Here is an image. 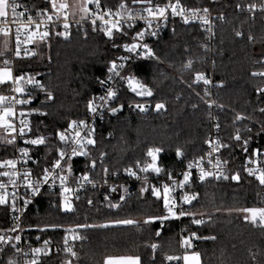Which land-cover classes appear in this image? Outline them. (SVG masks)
Masks as SVG:
<instances>
[{
    "label": "trees",
    "instance_id": "1",
    "mask_svg": "<svg viewBox=\"0 0 264 264\" xmlns=\"http://www.w3.org/2000/svg\"><path fill=\"white\" fill-rule=\"evenodd\" d=\"M20 1L32 11L50 7L47 0ZM180 1L189 8L225 14L216 28L213 48L210 53L204 50V35L198 27L172 23L170 30L152 44L154 56L134 62L126 70L151 90L152 98L144 102L151 109L143 115L129 110V105L139 102L122 87L111 108L121 105L124 109L115 117L108 115L97 126L92 137L95 143L78 162L82 171L92 175L103 168L120 172L142 161L149 149H160L159 165L175 170L202 156L213 120L222 128L228 160H241L253 155V150L264 149V92L258 94L264 89V75H253L264 73V13L252 17L234 10L235 5L262 4L263 0ZM123 2L132 4L131 0H100L102 6L110 8ZM237 32L242 35L238 37ZM130 40L121 33L109 39L96 32H77L69 40L36 43L31 55L16 59V72L28 74L39 84L35 106L41 115L34 119L33 131L48 137L49 153L56 145V133L62 132L70 120L84 116L97 81L108 73L109 62L119 55L121 45ZM188 61H192L190 68L185 67ZM210 64L218 85L213 110L206 107L201 86L194 83L195 73H207ZM3 92L5 84H0V94ZM157 103L164 107L154 112ZM243 127L248 131L242 130L241 140L235 142L232 133ZM244 140H248L247 151ZM9 155L0 134V160ZM231 174L227 179L211 178L204 183L193 179L187 190L195 193L196 199L182 209L190 215L179 221L167 217L160 198L144 188L141 192L142 187L137 186L128 191L118 188L107 201L101 198L100 190H92L87 196L91 204L87 205L86 199L76 201L70 212L47 206L44 200L52 195L45 193L39 209L28 213L24 225H93L81 232L74 264H101L107 258L121 256L138 257L139 264H179L166 257L179 255L180 230L196 234L187 252L198 254L201 264H264V227L258 219L255 223L245 220L247 214L242 211L264 208V185L242 172H237L238 180L231 179ZM112 204L117 206L113 208ZM10 218L9 207L0 205V230L9 226ZM200 218L204 222L193 223ZM122 220L135 224L112 225ZM8 259L5 257L4 264ZM41 264H64V258L50 257Z\"/></svg>",
    "mask_w": 264,
    "mask_h": 264
},
{
    "label": "built area",
    "instance_id": "2",
    "mask_svg": "<svg viewBox=\"0 0 264 264\" xmlns=\"http://www.w3.org/2000/svg\"><path fill=\"white\" fill-rule=\"evenodd\" d=\"M17 3V12L22 13L21 16L18 17V23H23L25 26L22 28L20 39L21 41H25L27 39V33L25 31L26 28L34 27L35 24H41V27L39 29H36L38 32H44L47 31L49 33L48 36L44 37L43 39L40 38V36H35L33 40L27 43H21L20 44V55H16V27L17 24L12 23V15L11 11H9V16L7 18V23L4 24V26L8 29H10L9 34L6 36L3 33H0V68L7 67L11 69V73L13 77H22V79L18 82H14L13 80H9L5 84V92L1 93L0 95L6 96L8 99L4 101V105H11L13 107V111L15 115L13 117H10L9 119L13 123L14 127L16 128L15 133H9L5 132L3 128H0V134L2 137V143L8 148L10 151V155L2 159L0 161L6 160V159H15L17 161V166L15 171L19 173L18 176L14 177L16 180V187L13 189V186L8 183L6 177H0V182H3L7 185L6 191L8 193L7 197V204L6 206L9 207L11 210V221L9 223V226L6 229L0 230V233H2L5 238L12 237L10 242L8 244L0 243V249H3V251H0V264H4L5 257H8L9 259H12L17 262V264H25V261H30L33 258L32 249L34 248H42L44 251L38 255L37 261L38 264H41L45 259L59 256L64 258V264L66 261H70L71 264L73 263V260L75 259V256H72L69 252H65V247H68L71 249L72 252L77 253V248L79 244L82 241V235L81 232L94 228L93 225H86V227L78 228L77 226H42V227H28L24 225L25 217L30 213L31 211H37L39 209L41 198L46 193L50 196L49 199L44 200V203L49 207H58L63 212H70L73 208L74 202L82 199H86V204L90 205L89 201L91 199L88 196V194L93 190H100V196L102 199L111 198L112 195L117 193L118 188H124L125 191H128V189H132L134 187H142L150 192H152V188L156 187L160 190L161 196L160 200L162 203V197H163V186L165 184L169 185L170 187V200L175 202V208L173 211L177 213L176 216H172L167 210H165L167 217L175 219L179 221L182 217L180 216L179 212L187 205H190V203L193 202V200L190 203H183V197L188 194H193L187 190V188L190 186V183L193 179H196L199 183L206 181L211 178H217V173L220 174V178L228 176L230 173L231 175H236L237 172L244 173L247 177L255 178L254 175H249L245 169H259L264 171V149L258 150V153L256 155L251 156H244L243 159H234L228 160V158L225 157L224 154L228 151V144L224 141V135L222 132V128L220 127V124L217 120H213L211 122L210 131L208 134V137L205 141H211L214 142L217 146V151H212L211 147L208 143L203 144V153L202 156L197 157L194 160L189 161L184 166L178 167L175 170H168L162 166L159 165L161 171L159 173L148 171H141V168H144L146 165L152 163V158L148 156V150L144 153V158L140 162H136L134 165L128 167L131 168L135 173L136 176H130L125 169H123L120 172L117 171H110L107 168H103L98 175H92L87 171H82L81 168H79V160L83 159L89 151V144H87V139L93 137L96 128L98 125L102 124L103 121L106 120L108 116V112L111 109L112 104L117 100L119 93L121 91V88L124 87L126 89V83L119 80V78H113L111 82L108 84L102 86L99 81L100 80H106L109 73L104 75L103 78L99 79L97 81L96 90L93 97L99 98L101 96L105 95L106 88L111 87L113 90L117 92V98L110 101L107 105L101 107L103 104L102 101L99 99L95 100V104L97 106V112L95 114L89 113L88 108L86 107V110L84 112V116L80 119H72L70 120L65 128L63 129V132L67 130L68 139L66 142H61L59 137H57V140L55 142V147L52 152H48L46 150L48 146V137L45 135L35 134L34 129V119L37 117H40L41 113L36 108L35 102H36V91L38 88V82L34 79H32L28 74L20 73L18 74L16 72L15 68V61L17 58H23L31 55L35 50L34 45L36 43L48 41L50 39H58V40H68V38H71V35L77 32H96L99 34H104L101 30V22L97 20L95 28L96 30H93V24L92 20L95 18L94 15L86 14V13H80L81 11H78L74 14L71 13V11L67 8L64 13L60 16V19H56V14H54L51 10V7H49L47 12L43 11H32L30 9L25 8L20 0H15ZM126 5V8L130 10L131 14L136 17L134 20H128V13L124 12L116 6L115 8L105 7L102 6L98 9L95 4H88L87 7L89 8V13H93L96 15H104L105 19L109 20V22H114L117 19L120 21H127L126 24H122V31L127 32V35L131 38L130 41L124 42V43H132V37L135 36L136 32L141 30H146L145 35L142 40L138 41V43H147L149 48L152 49V44L159 38L160 35L165 33L167 30H170L172 23H178L182 26H196L199 28V30L202 31L204 35V50L210 53L211 49L213 48V43L215 40L216 35V28L218 26V23L222 22L224 20L225 14L221 12H210L208 10L207 18L209 19V24L205 25L203 24L199 19L192 18L191 14L188 12H185V16L189 17V22H184V17L180 15H176L175 17L171 14V8L166 12V19L162 20H153L151 27H148L147 21L145 19H141L140 17H147V13L143 11L144 8L148 7L149 4L142 2L141 4H129L126 2H123ZM177 3V0H151V6L155 7L156 5L164 6L165 4L171 5ZM179 4L184 9H200L201 11L197 14L198 16L205 15L203 12V9L205 8H189L183 5L181 1L179 0ZM255 5V8L252 10H249V4H243L237 7L235 5L234 10L239 14H249L252 17L255 15V13H264V0L262 4H252ZM83 6H84V0H83ZM105 9H110V14L105 13ZM40 12L41 15H37V13ZM120 13L121 15L118 17L117 14ZM52 16V21H49L47 19V16ZM31 16L32 22L29 24L28 17ZM66 16V20H65ZM82 17H84L82 19ZM222 17V19H221ZM42 22V23H41ZM67 22L70 27L67 29L66 35H60V33L65 32L64 23ZM262 22H264V17L262 18ZM0 23H4V18H1ZM128 24H131V27H128ZM155 32V35H152L151 33ZM115 34V33H114ZM123 43V44H124ZM122 44V45H123ZM129 55L125 50L121 47V52L117 57L120 56H127ZM116 57V59H117ZM149 57H141V56H135L134 58L130 59L125 64V68L119 69L121 75L128 76L126 74V70L128 66L134 62L146 60ZM115 59V60H116ZM7 60L8 63L5 65L4 61ZM117 63H121V61H117ZM212 68L213 65L210 64L209 71L207 73H203L207 79L210 81L209 84L205 85L203 81L196 82V85L201 86L202 90V97L205 101V105L209 110L215 109V106L217 105L216 101V95H215V89L218 87V85L214 82L213 76H212ZM260 73L263 72H257L256 76H261ZM195 79V78H194ZM31 81V82H30ZM19 86L21 89H23L22 93H17L14 91V89ZM207 90V95L205 94V91ZM262 92H258V94H261ZM91 98V99H92ZM15 100H24L27 101V103L23 104H16ZM209 103H211V107H209ZM21 112L24 113V116H21ZM21 119H25L27 122V128H25V135L21 138L19 136V128L21 127L20 121ZM84 120L87 127L86 128H78L75 125L73 126V129L75 131L81 132V137H75V133L73 129H69L68 125L72 121H80ZM216 125L219 127L217 128ZM89 129H92V135L90 137L87 136V132ZM248 131L247 127H243V129H236L232 133V138L235 142H238L234 139L235 135L239 133L241 137V131ZM12 136H15V140L12 144H8L7 140L11 139ZM37 137H42L44 139V143L39 145H32V144H26L25 140H31L36 139ZM80 140L81 143L84 144L83 151L86 153V155H77L72 157L71 159H68V155L71 154L72 148L76 147L78 151H80L78 145H73L72 140L73 139ZM241 140V139H240ZM239 140V141H240ZM221 145H227V147H223ZM21 148H27L28 149V157H24L23 154L20 152ZM58 149L62 150L66 153L65 159L61 161V165L56 168L52 169V164L56 159L59 158L58 156ZM209 153H211L209 155ZM202 158V159H201ZM35 161V163L33 162ZM217 161H219V165H217ZM200 163V167L204 168L206 171H210L213 173L212 176L206 177L204 181H201L199 179V169L196 167V163ZM192 163L193 167L191 169H188V164ZM139 165V166H137ZM49 169V171L57 177L55 181L53 182L52 176L49 177L48 182H40L42 176H43V169ZM63 169V171H61ZM70 169V171H69ZM105 169L107 172H105ZM12 171V169H5L0 168V171ZM30 171V176L28 179H30L33 182V185H36L40 188V191L33 194L30 189H28L24 184V171ZM185 171H190V179L189 182H186L184 186L180 185V181L183 179V173ZM87 172L89 181L83 180V174ZM64 175L66 177L65 184L62 186L59 180V176ZM62 187H67L70 189L69 192L62 193ZM15 190L16 192V198L13 200L12 193ZM0 191H5V189H0ZM195 194V193H194ZM106 199V201H107ZM27 201V203H25ZM63 203H67L71 205V208L67 210L62 209ZM15 204V210L13 211L12 206ZM14 217L18 219H14ZM204 222L203 218H200ZM132 221V220H131ZM135 222L133 221V223ZM131 224H121V223H113L112 225H131ZM262 225V224H261ZM18 226V227H17ZM264 227V225H262ZM15 228V231H10V229ZM67 230V231H66ZM19 235L20 240H15V236ZM78 237V238H74ZM194 236H192L189 233H186L184 230L179 231L178 235V243H179V255L174 256L178 259L170 260L172 263H179L180 257L182 254L186 253L188 250H190L194 243ZM183 240L190 241V247L184 243H182ZM45 241H48V244H45ZM15 245V247H13ZM19 248L21 251L17 252L15 249ZM27 253L28 255L25 256L24 254ZM44 253H47L46 255Z\"/></svg>",
    "mask_w": 264,
    "mask_h": 264
},
{
    "label": "snow or ice",
    "instance_id": "3",
    "mask_svg": "<svg viewBox=\"0 0 264 264\" xmlns=\"http://www.w3.org/2000/svg\"><path fill=\"white\" fill-rule=\"evenodd\" d=\"M132 4H139L142 2V0H131ZM143 2L149 4L148 7L144 8L143 11L147 13V17H143L141 16V19H145L147 21L148 27H151L152 21L153 20H162V19H166V12L169 9V7L171 8V14L173 17H175L176 15H180L182 17H184V22L188 23L189 22V17L185 16V12H188L189 14H191L192 18L195 19H199L203 24L207 25L209 24V19L207 18V14H208V9L205 8L203 9V12L205 15L202 16H198L197 14L201 11L200 9H184L183 7L180 6L179 4V0H177V3L175 4H165L164 6H160V5H156L155 7L151 6V0H143ZM47 3L51 5V10L54 14H56V19L59 20L60 16L64 13V11L69 7V5L65 2V0H47ZM88 4H95L96 7L99 9L101 7L100 4V0H84V6L81 7V12L86 13V14H90V15H94V19L92 20V24H93V30L95 31V25L97 20H99L101 22V30L103 31L104 35L107 36L109 39H112L114 36V33H121L122 35H127L126 30L122 31V24H126L127 21H120L119 19H117L114 22H109V20L105 19L104 15H96L93 13H89V8L87 7ZM17 3L15 2V0H0V18H4V23H0V33H3L4 35H8L10 29L6 28L4 26L5 23H7V18L9 16V11H11V15H12V23L13 24H17L16 27V42H17V47H16V55L19 56L20 55V44L23 43H27L30 42L31 40L34 39L35 36H40L41 39H43L44 37L48 36L49 33L47 31L44 32H38L36 31V29H39L41 27V24H35L34 27H30V28H26L25 31L27 33V39L25 41H21L20 36H21V31L22 28H24L25 26L23 25V23H18V17L22 15V13H18L17 12ZM237 7H239V5H237ZM119 8L121 10H123L124 12L128 13V20H134L136 17H134L130 10L126 8L125 3H121L119 5ZM253 8H255V5H249V10H252ZM44 12L46 13L47 10L45 9ZM111 10L110 9H105V13L106 14H110ZM37 15H41L40 12L37 13ZM121 14L118 13L117 16L119 17ZM84 17H82L83 19ZM32 17L29 16L28 20H29V24H31L32 22ZM47 19L49 21H52V16L48 15ZM222 19V17H221ZM65 20H66V16H65ZM42 23V22H41ZM64 28H65V32L64 33H60V35H66L67 34V29L70 27V25L65 22L64 23ZM128 27H131V24H128ZM145 31L146 30H141L136 32L135 36L132 37L133 42L132 43H124L123 45H121V47L125 50V52H127L129 55L127 56H120L117 57L116 60H112L109 62V67H108V77L106 80H100L99 83L104 86L106 84H108L109 82H111L113 80V78H119L120 81L126 83L127 88L129 91L135 93V95L140 96V97H145V96H151L152 92L151 90L144 85L143 83H141L139 80L136 79V77L132 74H129L128 76H123L121 75L119 69H123L125 68V64L126 62H128L130 59L134 58L135 56H141V57H153L154 53L152 51L151 48H149L147 43H138V41L142 40L144 35H145ZM152 35H155V32L151 33ZM236 35L239 37L242 34L240 32H237ZM249 39L251 40L252 37L249 36ZM113 47H117V45L114 43ZM117 61H121V63H117ZM5 65H7L8 61L5 60L4 61ZM192 64V61H188V63L185 65L186 68H190ZM253 75H257V73H253ZM260 75H264V73H260ZM22 79V77H13L12 73H11V69L4 67V68H0V84H4L6 81L9 80H13L14 82H18ZM203 81V83L205 85L209 84V80L207 79V77L201 73V72H196L195 73V79H194V83L196 82H200ZM31 82V81H30ZM15 92L17 93H22L23 89H21L19 86H17L14 89ZM260 92H264V89H260L258 90ZM205 94L207 95V90L205 91ZM53 97L51 95V93H48V99L51 100ZM117 98V92L115 90H113L111 87L106 88L105 91V95L101 96L99 98L93 97L92 99H90L87 103V108L89 113H93L95 114L97 112V106L95 104V100L99 99L100 101L103 102V104L101 105V107L107 105L110 101L114 100ZM8 98L4 95H0V128H3L5 130V132H9V133H15L16 132V128L14 127L13 123L11 122V120L9 119L10 117H13L15 115L14 111H13V107L9 104L7 106L4 105V101L7 100ZM16 104H23V103H27V101L24 100H15ZM211 103H209V107H211ZM136 107H138L141 111H144V105L142 104H137ZM157 110H160L164 107V105L162 103H157L155 105ZM111 112L115 113L116 111H118V108H111L110 109ZM261 111H264V109H261ZM21 116H24V113L21 112ZM240 116H237V119H240ZM21 127L19 128V136L22 138L25 135V128H27V122L25 119H21L20 121ZM76 126L78 128H86L87 125L85 123L84 120H80V121H72L69 123L68 128L69 129H73V126ZM216 127L218 128L219 126L216 125ZM75 137H81V132L80 131H75ZM92 129H89L87 132V136L90 137L92 135ZM56 135L59 137L61 142H66L68 139V135H67V130H65V132L61 133V132H57ZM235 140L239 141L241 139L239 133H237L234 137ZM15 140V136H12L11 139L7 140L8 144H12L13 141ZM26 144H32V145H39L44 143V139L42 137H37L36 139H31V140H25L24 141ZM95 141L91 138L87 139V144L91 145L94 144ZM205 143H208L209 146L211 147L212 151H217V146L214 142L211 141H205ZM72 144L73 145H78L80 151L77 150L76 147L72 148L71 154L68 155V159H71L74 156L77 155H86V153L83 151L84 148V144L80 142V140L77 139H73L72 140ZM247 144H248V140H244V145L245 148L244 150L247 151ZM223 147H227V145H221ZM160 151V149H149L148 150V156H150L152 158V163L146 165L144 168H141V171H148L149 169H151L153 172L159 173L161 171L160 167H158L156 165V153H158ZM20 152L23 154L24 157H28V149L27 148H21ZM258 153V150H253V155H256ZM211 153H209L210 155ZM176 155L177 157H180L182 155L180 149H177L176 151ZM58 156L59 158L56 159L54 161V163L52 164V169H56L61 165V161L65 159L66 153L62 150L58 149ZM202 159V158H201ZM35 163V161H33ZM219 161H217V165H219ZM17 166V161L15 159H6L3 161H0V168H5V169H12V171H0V177H6L7 181L9 184H11L13 186V189H15L16 187V180L14 179V177L18 176L19 173L15 171ZM92 166H95V162H93ZM139 166V165H137ZM188 169H191L193 167L192 163L188 164ZM196 167L199 169V179L201 181H204L206 177L212 176L213 173L210 171H206L204 168L200 167V163L197 162L196 163ZM61 171H63V169H61ZM70 171V169H69ZM125 171L130 175V176H136V173L131 169H125ZM245 171L248 172L249 175H254L255 178L259 181V183L261 185H264V171L259 170V169H245ZM105 172H107V170L105 169ZM30 171H24L23 172V176H24V184L25 186L31 190V192L33 194L37 193L40 191V188L36 185H33V182L28 179V177L30 176ZM190 171H185L183 173V179L179 182L181 186H184L186 184V182H189L190 179ZM217 178H220V174L217 173ZM52 176V180L53 182L55 181V179H57V177L55 175H53L49 169L45 168L43 169V176L40 180V182H48L49 177ZM60 183L63 186L65 184V179L66 177L64 175H60L59 177ZM225 179H227L228 177H224ZM231 179L233 180H238L239 176L238 175H233L231 177ZM83 180L84 181H89L88 178V174L87 172H85L83 174ZM6 187L7 185L3 182H0V189H5V191H0V205H6L7 204V197H8V193L6 191ZM170 187L169 185L165 184L163 186V201H164V206L165 209L172 215V216H176L177 213L175 211H173V209L175 208V202L170 200V196H169V192H170ZM70 189L67 187H62V195L66 192H69ZM144 189L141 188V192H143ZM152 195L156 196L158 198H160L161 196V192L159 189H157L156 187L152 188ZM12 198L13 200H15L16 198V192L15 190L12 193ZM107 199V197H105ZM121 200L124 199L123 196L120 197ZM196 199V194H188L185 195L183 197V203H190L192 200ZM25 203H27V201H25ZM89 203H91V201H89ZM65 208L70 209L71 205L65 203L63 205ZM117 205L112 204L111 207L115 208ZM13 211L15 210V204H13L12 206ZM245 213H249L251 214V219L252 222L255 223L257 220V217H259V222L264 225V208H246L242 210ZM180 216H184V215H190V213H186L185 211L181 210L179 212ZM14 219H18L16 217H14ZM152 219V218H150ZM163 219V218H161ZM249 216H245V220H248ZM203 221L200 219H193V223L194 224H201ZM118 223L121 224H131L133 223V221L131 220H122V221H118ZM18 227V226H17ZM52 227H57L56 225H52ZM78 228H82V227H86V225H77ZM16 229H10V231H15ZM67 231V230H66ZM192 236H195V233L191 234ZM74 238H78V237H74ZM12 239V237L9 238H5V236L0 233V243H4V244H8L10 242V240ZM15 240L19 241L20 240V236L16 235L15 236ZM182 243L188 245L189 247L190 245V241L188 240H183ZM45 244H48V241H45ZM13 247H15V245H13ZM157 246L155 244L152 245V248L155 249ZM17 252H20L21 250L17 247L15 249ZM65 252H69L72 256H75V252H72L70 248L65 247ZM0 251H3V249H0ZM32 254H33V258L28 261H25V264H38L37 261V257L39 254H41L44 250L42 248H34L31 250ZM45 255L47 253H44ZM25 256H27L28 254L25 253ZM130 261V264H138L139 258L138 257H130L128 258ZM166 259L168 260H175L178 259L177 257H173V256H168L166 257ZM184 261L185 264H190V261L194 262V264H199L198 262V254H193L191 257L189 256H185L184 257ZM7 264H17L16 261L12 260V259H8ZM65 264H71L70 261H66ZM107 264V262H106Z\"/></svg>",
    "mask_w": 264,
    "mask_h": 264
},
{
    "label": "water",
    "instance_id": "4",
    "mask_svg": "<svg viewBox=\"0 0 264 264\" xmlns=\"http://www.w3.org/2000/svg\"><path fill=\"white\" fill-rule=\"evenodd\" d=\"M68 40H69V38H68ZM126 91H127V93H128L131 97H133L135 100H137V101L139 102V103H136V104H131V105H129V106H128V109H129V110H135V111H137V112H139L140 114L143 115V114H146V113L151 109V105H150L149 103H144V102L149 101V100L152 98V95H151V96H145V97L137 96V95H135V93L129 91L128 88H127V86H126ZM137 104H142V105H144L145 110H144V111H141L138 107H136ZM114 108H118V111H116L115 113L109 111V112H108V115H109L110 117H115V116H117V115H118L119 113H121V112L123 111V109H124V107L121 106V105H120V106H116V107H114ZM162 109H163V108H162ZM162 109H160V110H162ZM153 111H154V112H157V111H159V110H157L156 107L153 106ZM156 156H157V159H156V165L158 166L159 158L161 157V151H159L158 153H156ZM149 170H150L151 172H153L151 169H149ZM155 173H156V172H155ZM162 208H163L164 210H166V209H165V206H164L163 197H162Z\"/></svg>",
    "mask_w": 264,
    "mask_h": 264
},
{
    "label": "crops",
    "instance_id": "5",
    "mask_svg": "<svg viewBox=\"0 0 264 264\" xmlns=\"http://www.w3.org/2000/svg\"><path fill=\"white\" fill-rule=\"evenodd\" d=\"M0 20H1V18H0ZM6 82L4 84H6ZM193 254H194V252H187V253L182 254L181 257H180V260H179V264H185L184 257L186 255L189 256V257H191ZM128 258H130V257H124V256H121V257H111V258H107L101 264H106V262H107V264H130V261H129ZM198 262H199V264H201L199 255H198ZM138 264H139V261H138ZM190 264H194V262L190 261Z\"/></svg>",
    "mask_w": 264,
    "mask_h": 264
},
{
    "label": "rangeland",
    "instance_id": "6",
    "mask_svg": "<svg viewBox=\"0 0 264 264\" xmlns=\"http://www.w3.org/2000/svg\"><path fill=\"white\" fill-rule=\"evenodd\" d=\"M65 2L69 5L68 9L71 11L72 14L78 12V11H81V7L83 6V0H65ZM51 7V5H50ZM80 13H83V12H80ZM65 203H63L64 205ZM62 205V209H65L67 210V208H65L64 206ZM247 216H249V219H251V214L249 213H246ZM257 219L259 220V217H257Z\"/></svg>",
    "mask_w": 264,
    "mask_h": 264
}]
</instances>
